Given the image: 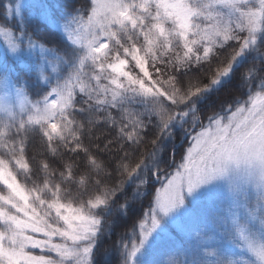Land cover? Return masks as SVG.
<instances>
[{"label":"snow or ice","instance_id":"6c2138e0","mask_svg":"<svg viewBox=\"0 0 264 264\" xmlns=\"http://www.w3.org/2000/svg\"><path fill=\"white\" fill-rule=\"evenodd\" d=\"M0 264H264V0H0Z\"/></svg>","mask_w":264,"mask_h":264},{"label":"rangeland","instance_id":"374dc122","mask_svg":"<svg viewBox=\"0 0 264 264\" xmlns=\"http://www.w3.org/2000/svg\"><path fill=\"white\" fill-rule=\"evenodd\" d=\"M39 253V250H37V254Z\"/></svg>","mask_w":264,"mask_h":264},{"label":"trees","instance_id":"16d2710c","mask_svg":"<svg viewBox=\"0 0 264 264\" xmlns=\"http://www.w3.org/2000/svg\"><path fill=\"white\" fill-rule=\"evenodd\" d=\"M165 259H167V257H165Z\"/></svg>","mask_w":264,"mask_h":264}]
</instances>
